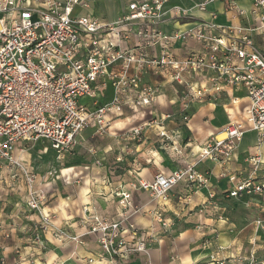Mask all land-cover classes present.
Returning <instances> with one entry per match:
<instances>
[{"label":"built area","instance_id":"built-area-1","mask_svg":"<svg viewBox=\"0 0 264 264\" xmlns=\"http://www.w3.org/2000/svg\"><path fill=\"white\" fill-rule=\"evenodd\" d=\"M248 1L247 25H220L212 13L210 20L201 19L180 31L181 21L194 14L170 0H132L111 22L83 14L88 0H0V172H9L12 181L23 179L26 206L37 214L41 226L51 222L44 209L47 196L37 189L42 179L16 152L40 143L63 158L77 146L81 133L94 128L95 137L110 134V126L127 113L149 111L151 124L169 119L168 114L158 119L155 114L161 88H172L185 126L192 103H215L232 90L244 91L249 113L247 128L238 121L224 126L220 131L226 137L219 140L221 132L212 134L183 168L130 184L156 202L150 216L164 232L172 225L162 209L168 193L180 182L208 184L206 174L196 169L198 162L230 160L248 131L264 141V0ZM214 2L245 15L236 0H203L195 11L205 12ZM188 41L198 47L180 53ZM238 100L232 98L231 103ZM140 134L135 130L133 137ZM157 134L168 140L163 125ZM247 159L253 173L264 172L259 155L249 154ZM229 183L228 198L264 194V177L231 175ZM111 196L119 207L115 217L82 218V236L94 240L99 264H119L118 259L145 254L148 247L146 236L130 221L140 213L131 193L117 185ZM256 225L262 227L263 222ZM255 263L251 255L248 264Z\"/></svg>","mask_w":264,"mask_h":264},{"label":"crops","instance_id":"crops-1","mask_svg":"<svg viewBox=\"0 0 264 264\" xmlns=\"http://www.w3.org/2000/svg\"><path fill=\"white\" fill-rule=\"evenodd\" d=\"M130 1L132 0H88V7L82 13L111 22L125 12ZM202 1L170 0V4L188 9L194 8ZM236 5L245 11V15L239 16L234 11H227L224 4L214 2L207 6L205 12L194 10V17L190 19L193 21L182 23L186 21L182 20L178 28L180 31H185L195 26L201 19L210 20L212 13L216 14L214 21L220 25H247L251 20L249 1L236 0ZM101 6L104 8L101 9L100 14H96ZM197 47L195 42L188 41L180 49V53ZM160 90V96L154 106L156 112L163 109L167 112V109L172 110L178 105L172 88L166 87ZM111 94L110 88V97ZM222 98L229 101L231 105V108L226 109V115L216 108L217 104L198 105L194 102L190 105L188 114L190 115L194 109H202L197 107H203L204 120L200 123H195L193 120L192 124L189 121L190 124L188 123L187 126L179 127L180 121L178 123L167 120L165 125L161 121L166 130L169 127L173 128L169 131L173 134L168 137L172 140L169 149L164 150L162 146L157 148L152 146L153 149L145 147L138 153L140 164L126 169L120 181H114L110 175V167L106 165L61 168L62 163L55 161V153L51 149L47 156L44 154L42 159L39 158L43 161L45 159L48 164L44 161L45 165L39 167L31 166L27 162L28 159L25 160V151L16 152V156L30 165L34 172L40 173L42 182L37 189L47 196L44 209L51 214V222L45 227L41 226L37 214L30 212L26 207H24L26 210L19 209L17 212L14 206L17 203H25L21 198L24 193L23 181L20 179L12 181L9 172H0V214L3 219H6L0 222V262L4 260L12 264L13 251L25 250L28 261L21 264H86L89 258L95 261L94 264H99L98 247L94 240L90 236H82L85 231L82 218L94 214L108 218L115 217L119 207L111 194L117 185H123L131 193L133 204L140 209V213L133 215L130 221L136 225L141 235L146 236L148 247L145 254L137 253L128 257L127 260L118 259L119 264H237V261L248 264L251 255L256 258L255 264H262L264 261V194L240 199L227 197L231 187L229 183L231 175L238 178L264 177L262 171L253 173L254 169L247 159L249 154H257L264 160V141L259 142L255 132L248 131L242 136L230 160H204L197 163V171L206 174L208 178L206 186L180 182L168 193L162 201L163 215L172 224L168 232H164L150 216V210L157 206L156 202L151 201L146 193L132 190L130 187L131 182L152 181L158 173L169 175L183 168L192 160V154L197 152L196 147L199 149V146L212 134L216 135L215 132L220 131L224 126L236 122L232 121L235 113L241 114L244 119L247 109L242 111L240 105L247 104V99L243 90H232L229 96L224 94ZM232 98L239 100L232 104ZM217 102L220 103V99ZM160 114L164 113L161 111ZM130 119L131 117H127L118 120L113 124L112 129L125 125L124 123L129 122ZM152 119V117L143 120L140 118L139 122L149 123ZM158 128L160 127L152 128L154 130L151 133H154V137H158ZM93 134L94 128L81 133L77 138L78 144L73 154H68L66 158L68 156L79 158L83 152L103 158L108 155L111 151L110 146L95 150L97 147L88 143L89 139L97 138ZM142 157L145 162L140 160ZM52 167L60 173V176L50 175ZM263 167L264 165H260L259 169ZM74 183L77 185L75 186ZM80 184H82L81 187ZM68 186H72L75 191L74 199L66 195L62 189ZM55 187L57 192L51 196L50 192L54 191ZM24 214H26L25 218ZM259 220L263 222L262 227L256 225ZM10 222L17 226L8 229ZM36 225L40 226L39 235L42 244L32 241ZM6 229L10 231L8 240V237H3ZM73 237L78 239L73 241L71 240ZM11 239H13L12 244L8 245ZM22 243L27 245L23 246Z\"/></svg>","mask_w":264,"mask_h":264},{"label":"rangeland","instance_id":"rangeland-1","mask_svg":"<svg viewBox=\"0 0 264 264\" xmlns=\"http://www.w3.org/2000/svg\"><path fill=\"white\" fill-rule=\"evenodd\" d=\"M103 8L104 7L101 6L98 9V12L96 14H100L101 9H103ZM188 9H191V11L193 12L194 10H196V6L194 8H188ZM222 97L219 98L221 101L220 103L215 102L214 104H217L216 108L222 110L224 115H226L225 111L227 108H231V105H230L229 101L223 100L224 98H222ZM206 103H209V102L198 103V105H203ZM245 107H247V104L241 103L240 109L242 111L245 109ZM197 108L198 109L202 108V109L201 110L194 109L193 112L190 115H188L189 121H191V124H192L193 120L195 123H200L201 121L204 120V112H203L204 108L203 107H197ZM161 111L164 113V115L168 114L171 116V118L163 121L164 125L167 122V120H173V122H175V121L181 122L179 127H185L184 122H182L180 119L181 107H180L179 103H178V105L174 106L172 108V110H170V108L167 109V112L165 109L158 110V112L155 111L156 112L155 114L157 115V119L160 117ZM142 113L143 112H137L134 114H127L128 116H126V117H131V119L129 122L124 123L125 125L117 126L115 129H112V127L114 126L112 124L110 126V134L104 135L102 137L92 138V140L89 139L88 143H90L94 147H97V148H95V150H97V149L100 150V149H103L104 147L110 146L111 151L104 158L102 156L96 157L95 154L91 155L87 152L81 153L82 156H80L79 158L74 157V156H68L66 158V156L68 154H70V153L73 154L74 151H72V152L66 154L63 158H58L55 154V156H54L55 161L57 163H62L61 168H64V167H76L77 168V167H84V166L94 167V166L106 165V167H110V175L114 179V181H120L122 179V174L126 171V169H128L130 166H133V165L138 166L140 164L139 158H138V153L142 149H144L145 147H147L149 149V148H152V146L154 148H157L158 146H162L164 148V150L165 149L167 150V149H169V147H170L169 144H171V141H172L171 139H168V140L165 139V137L164 138H161L159 136L154 137V135H153L154 133H151L152 130H154L152 128L160 127L161 125H163L159 121H157V123H155V124L149 123V124L145 125L144 127L140 128L141 125H143L139 122L140 118H141V120L151 118V116L149 115V111L144 112L145 114H142ZM121 119H125V118H121ZM232 121H238V122L242 123L247 128L246 120L243 119V116L241 114L239 115V114L235 113L233 118H232ZM172 129L173 128L169 127V129L166 130V134L168 137L173 136L172 133H169V131ZM135 130H139L141 132V134L137 137H133ZM221 131H218V132H221ZM193 132H196V131H193ZM215 133H217V132H215ZM161 140H163V141H161ZM49 149H50L49 146H47L46 144L41 145L40 143L37 144L34 148H28L24 152L25 160L28 159L27 162H29V164H31V166L39 167L43 164L45 165V162L48 164V161H45V159H44V161H45L44 162L41 159L44 157V154L45 155L49 154ZM74 150H75V148H74ZM39 158H41V159H39ZM49 159H52V158H49ZM140 160L145 162L143 157ZM51 170H52L50 173L51 176H53V177L60 176V173L57 172L56 170H54V167H52ZM34 173L38 178L40 177V175H39L40 173L39 174L36 172H34ZM20 180L23 181V179H21V178H20ZM77 182L78 181H76V183ZM76 183H74L75 186L77 185ZM23 184H24V181H23ZM81 186H82V184H80V187ZM62 189H63V191H65L66 195H70L71 199H74L73 197L75 196V191L72 188V186L63 187ZM26 192H27V188L24 184V193H22V195H21V198L24 199V201L26 200V195H27ZM56 192H57V189L55 187V190L50 192L51 193L50 195L52 196ZM61 195H62V193H61ZM24 207L27 208L26 203H24V204H18L17 203L14 206V208H16L15 210L17 212L19 209H25L26 210V208H24ZM23 217L25 218L26 214H24ZM1 221H6V219H3V216L0 214V222ZM8 226H9L8 229H11V227L14 228L17 225L15 223L12 224V222H10V223H8ZM0 227H1V223H0ZM39 228H40V226L36 225V228L33 231L34 236L32 238V241L36 244L37 243L42 244L40 242ZM9 232L10 231L7 230L3 234L4 238L8 237L7 240L10 238ZM12 241H13V239L9 240L8 245L12 244ZM22 244H23V246L27 245V243H22ZM11 256H12V262H13L12 264H21V263H25L26 261H28L27 260L28 255H27V253H25V250H23V252L20 250H18V252L13 251ZM2 263L3 264H9V263H6L4 260L0 262V264H2Z\"/></svg>","mask_w":264,"mask_h":264},{"label":"bare ground","instance_id":"bare-ground-1","mask_svg":"<svg viewBox=\"0 0 264 264\" xmlns=\"http://www.w3.org/2000/svg\"><path fill=\"white\" fill-rule=\"evenodd\" d=\"M235 103H236V102H234V104H235ZM248 118H249V113H248V111L246 110L245 113H244V119L246 120V119H248ZM225 137H226V134H225L224 132H221V133H219V135H218V139H219V140H222V139H224ZM195 150L198 151V147H196Z\"/></svg>","mask_w":264,"mask_h":264},{"label":"trees","instance_id":"trees-1","mask_svg":"<svg viewBox=\"0 0 264 264\" xmlns=\"http://www.w3.org/2000/svg\"><path fill=\"white\" fill-rule=\"evenodd\" d=\"M191 21H193V20L188 19V20H186V21H183L182 23H185V22H191Z\"/></svg>","mask_w":264,"mask_h":264}]
</instances>
